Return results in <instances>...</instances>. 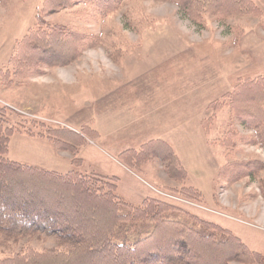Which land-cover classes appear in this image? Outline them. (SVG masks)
<instances>
[{
  "label": "rangeland",
  "instance_id": "1",
  "mask_svg": "<svg viewBox=\"0 0 264 264\" xmlns=\"http://www.w3.org/2000/svg\"><path fill=\"white\" fill-rule=\"evenodd\" d=\"M252 1L260 17L205 16L201 25L175 4L156 0H124V7L107 17L94 18L83 3L43 16V22L69 25L101 43L65 66H42L8 86L0 80L6 124L19 131L11 136L6 157L86 175L119 172L115 158L135 175V181L123 179L121 185L131 203L147 197L166 201L228 230L264 256V169L231 183L220 175L233 163H264V149L251 142L253 131L229 107L214 112L209 106L224 100L238 80L264 71V0ZM42 2L0 4V67L7 65L17 41L35 28ZM84 127L94 136H84L75 165L69 151L45 136L49 129L80 134ZM230 131L248 138L240 141ZM154 139L171 147L184 180L168 175L158 158L131 169L120 160L121 152ZM111 176L118 179L120 194V177ZM54 245L51 237L25 238L0 249V259L25 247L41 252Z\"/></svg>",
  "mask_w": 264,
  "mask_h": 264
},
{
  "label": "trees",
  "instance_id": "2",
  "mask_svg": "<svg viewBox=\"0 0 264 264\" xmlns=\"http://www.w3.org/2000/svg\"><path fill=\"white\" fill-rule=\"evenodd\" d=\"M6 1L0 0V4ZM156 1L175 4L198 25L203 24L205 16L226 19L262 15L252 0ZM78 3L92 10L94 18L107 17L125 4L124 0H43L34 16L35 28L17 41L7 65L0 67L2 85L39 73L42 66L70 64L83 51L101 43L97 36L69 25L43 22V16ZM111 56L116 57L115 53ZM209 106L214 112L229 107L233 116L253 131L251 142L264 149V71L238 80L224 100H215ZM6 110L0 106V249L25 238L51 237L55 245L41 252L22 248L1 258L0 264H264V256L250 250L239 237L166 201L147 197L139 204L131 203L117 193L115 176L74 170L63 173L9 160L10 138L19 131L6 124ZM234 132L229 134L240 141L248 138ZM45 136L59 150L69 151L75 165L73 158L85 145L84 136L94 133L87 127L80 134L49 129ZM227 146L233 148L235 143ZM137 149L119 154L126 167L158 158L166 163L168 175L185 179V172L175 168L177 159L164 140H150ZM261 169L264 163L258 160L233 163L223 167L220 175L231 183Z\"/></svg>",
  "mask_w": 264,
  "mask_h": 264
},
{
  "label": "crops",
  "instance_id": "3",
  "mask_svg": "<svg viewBox=\"0 0 264 264\" xmlns=\"http://www.w3.org/2000/svg\"><path fill=\"white\" fill-rule=\"evenodd\" d=\"M33 138V137H31ZM58 152V151H57ZM65 152H63V155H64ZM62 154V153H61ZM66 154V153H65ZM62 155V156H63ZM70 156V155H68ZM113 161H114V166L118 169L119 172H110L111 174H106V175H117L118 177H120V182H119V192H120V195L122 197H124L125 199H128L124 194L123 192L121 191V185L123 183V179H129V181H132L134 180L135 181V175L134 173H131L130 170L126 169L124 166H122L118 160H116L115 158H113ZM21 162H25V161H21ZM28 163V162H26ZM31 164V163H30ZM36 165V164H35Z\"/></svg>",
  "mask_w": 264,
  "mask_h": 264
}]
</instances>
